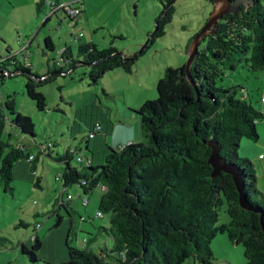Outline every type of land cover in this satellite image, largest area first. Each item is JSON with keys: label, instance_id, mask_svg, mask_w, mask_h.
<instances>
[{"label": "trees", "instance_id": "1", "mask_svg": "<svg viewBox=\"0 0 264 264\" xmlns=\"http://www.w3.org/2000/svg\"><path fill=\"white\" fill-rule=\"evenodd\" d=\"M172 1L166 0L159 30L150 43L163 36L164 27L171 23L175 12ZM251 1L253 4L244 6L238 16L224 17L217 33L202 42L204 48L200 49L201 44L192 64V82L186 65L170 68L157 84V100L138 110L130 109L137 116L143 142L127 144L122 150L108 146L100 165L84 167L94 174L72 166L71 161L76 160L72 150L64 156L49 153L55 161L65 163L57 178L64 190L78 186L84 195H90L96 188H105L98 213L102 218L109 216L110 227L102 232L113 243L112 249L107 244L92 249L84 239L83 249L70 246L67 240L68 259L62 264H184L190 259L196 264H216L211 243L223 234L232 245L244 248L246 264H264V193L256 188L252 163L238 154L244 139L259 141L257 123L264 115L238 97L239 87H217L225 71H235L244 59L251 70L264 71V6L261 0ZM45 47L55 50L50 38L45 39ZM148 48L132 56L112 47L99 50L93 43H80L77 59L66 47L55 61V71L42 76L33 72L26 60L22 63L9 53L0 60V70L9 78L24 77L27 96L44 112L46 99L37 90L57 76L67 77L84 66L89 68L91 83L97 85L108 72L131 73L137 58ZM8 126L24 136L36 137L31 119L17 111L14 96L0 106V185L5 192L13 191L19 165L35 162L30 148L38 146L34 141L13 144ZM212 142L221 157L241 171L251 210L240 206L230 174L221 172L213 177L209 163ZM52 147L49 144L41 153ZM31 171L36 172L34 164ZM78 198L82 201L87 197L80 194ZM72 201L63 193L55 213L63 208L71 216ZM224 204L230 221L217 226ZM62 220L59 216L56 227ZM34 241L31 250L23 246V254L38 262L42 243L38 238Z\"/></svg>", "mask_w": 264, "mask_h": 264}, {"label": "rangeland", "instance_id": "2", "mask_svg": "<svg viewBox=\"0 0 264 264\" xmlns=\"http://www.w3.org/2000/svg\"><path fill=\"white\" fill-rule=\"evenodd\" d=\"M261 1L264 6V0ZM41 2L0 0V60L10 54L16 55L22 63L26 60L31 64L33 72L40 76L55 71V61L66 47L77 59L80 43H93L99 50L112 47L134 56L154 32L166 5V0H87L86 5L83 0H60V4L80 2L77 6L84 12L80 23L71 22L59 13L43 26L49 9L41 7ZM172 4L175 12L171 23L164 27L165 34L150 43L145 53L137 58L131 73L111 71L93 85L89 68L79 66L67 77L57 76L52 83L37 90L46 99L44 112H40L27 96L24 77L0 79V106L9 96H14L17 111L31 119L36 134L30 138L8 126L7 131L13 135L12 143L34 141L38 145L30 148L36 172L33 174V164L26 161L17 168L13 191L5 192L0 185V264H62L68 259L67 240L75 248L84 249L81 246L84 239L89 240L90 248L97 249L100 244L104 247L106 241L109 248H113L112 241L102 232V228L110 227L109 216H97L104 188H96L90 195H84L78 186L65 191L62 180L57 179L65 163L55 161L49 153L64 156L77 150V156L93 158L97 167L110 146L118 147L114 143L116 133L114 137L106 136L109 126L124 120L139 127L137 116L130 113V109L138 110L147 102L157 100L158 82L168 69L186 65L192 39L213 10L210 0H173ZM78 35L81 40H74ZM47 38L54 43L53 52L45 47ZM203 48L204 44L200 49ZM217 87L224 90L239 87L238 97L264 115V71L251 70L245 59L235 71H225ZM91 128L95 136L90 138ZM257 131L259 141L244 139L238 154L240 159L252 163L257 177L256 188L264 192V160L259 159V153L264 154V117L257 123ZM137 135L135 143L143 142L140 131ZM49 144H53L52 149L42 154V148ZM88 144L89 150L86 149ZM71 164L85 174H94L75 159ZM63 193L73 197L71 216L63 208L55 213ZM80 194L89 199L88 206L82 205ZM226 209L224 204L217 226L229 223ZM59 216L63 220L56 227ZM38 225L39 229L35 230ZM35 233L42 243V249L37 251L38 262H32L23 254V246L31 250L35 245L32 240ZM211 249L216 264L247 263L244 248L232 245L227 235L217 236ZM184 264L196 263L190 259Z\"/></svg>", "mask_w": 264, "mask_h": 264}, {"label": "water", "instance_id": "3", "mask_svg": "<svg viewBox=\"0 0 264 264\" xmlns=\"http://www.w3.org/2000/svg\"><path fill=\"white\" fill-rule=\"evenodd\" d=\"M213 4L212 13L209 16L204 27L200 32L193 38L187 55L188 60L186 63V72L188 79L192 82L191 78V68L194 60L199 54V48L202 42L207 38V36H213L217 33L218 23L227 16L234 15L238 16L242 8L249 7L253 2L251 0H210ZM175 2V1H174ZM162 18L160 16L156 22V27L154 32L149 36L145 45L141 48L139 53L145 50L146 47L150 45L151 40L154 38L156 33L159 30V21ZM7 75H4L0 70V79L6 78ZM212 153L209 159V163L213 168V177L218 176L221 172L230 174L233 178L234 183L236 184L237 190L239 192V203L244 210H251V206L247 201V198L244 194V178L241 171L236 169L233 165L228 164L225 159L220 155V149L212 142Z\"/></svg>", "mask_w": 264, "mask_h": 264}, {"label": "built area", "instance_id": "4", "mask_svg": "<svg viewBox=\"0 0 264 264\" xmlns=\"http://www.w3.org/2000/svg\"><path fill=\"white\" fill-rule=\"evenodd\" d=\"M80 2H68V3H56L53 2L51 0H47L46 4L49 6L50 8V12L49 14L46 16V20L45 22L49 21L51 19V17L55 16L57 13L62 12L66 17H68L72 22L78 24L80 23L81 20V16L83 14V10L80 6H77V4ZM74 40H81L80 35L76 36ZM27 50V49H26ZM4 75H8V73H4ZM264 101V97L262 98ZM98 128L101 130V126L99 125ZM90 138L95 136L94 131L89 134ZM42 150H44V148H42ZM76 150L71 151V154L76 157V160L79 164H81L83 167H90L92 165V159L88 158V157H81V156H77ZM32 159V158H31ZM260 160H264V154H262L259 157ZM66 191V190H65ZM66 194V193H65ZM67 199L68 200H73V197L71 195H67ZM82 204L84 206H88L89 204V200L87 198H83L82 199ZM98 217H102V215L100 213L97 214ZM40 227V225H38L36 227L35 230H38ZM37 239V235L36 233L32 236V240H36ZM86 240H84V244H86Z\"/></svg>", "mask_w": 264, "mask_h": 264}, {"label": "crops", "instance_id": "5", "mask_svg": "<svg viewBox=\"0 0 264 264\" xmlns=\"http://www.w3.org/2000/svg\"><path fill=\"white\" fill-rule=\"evenodd\" d=\"M46 1L47 0H42L41 4L42 6L41 7H47L49 9V12H50V8L49 6L46 4ZM53 2H60V0H51ZM83 3H85V5L87 4V0H83ZM81 7V6H80ZM82 8V7H81ZM83 10V9H82ZM44 11V9H43ZM59 13H62V12H59ZM57 13V14H59ZM84 13V12H83ZM56 14V15H57ZM52 19V17H51ZM51 19L49 21H47V24L51 21ZM46 20V19H45ZM44 20L43 24L46 23ZM46 24V25H47ZM52 41V40H51ZM53 43V42H52ZM54 44V43H53ZM128 121H130L128 119ZM139 123V122H138ZM92 129V128H91ZM108 135L106 136H111L114 137L115 133H116V138L114 139V143L115 145H118V148H120L121 150L123 149V147H120V146H123L122 144H130V143H135L137 138H138V133H139V127L138 126H134L133 124L128 123V122H125L124 120H122L120 123H118V125H112L111 128L110 126L108 127V130H107ZM247 141H250V140H247ZM112 145V144H111ZM246 145H249V144H246ZM88 147V150L90 149V146L89 144L87 145ZM112 147V146H110ZM114 148V147H113ZM87 149V148H86ZM94 149H98V147L95 146ZM259 157L263 154L262 152L259 153ZM94 155V154H93ZM93 159V158H92ZM16 174H17V171H16ZM105 190V188H104ZM264 193V192H263ZM107 244V242H105ZM101 246V245H100ZM102 247V246H101ZM92 249H94L93 247H91Z\"/></svg>", "mask_w": 264, "mask_h": 264}]
</instances>
